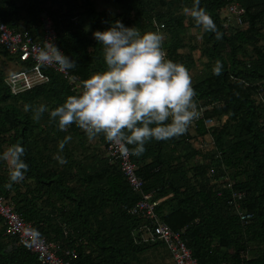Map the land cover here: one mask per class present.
Returning a JSON list of instances; mask_svg holds the SVG:
<instances>
[{
    "label": "trees",
    "instance_id": "trees-1",
    "mask_svg": "<svg viewBox=\"0 0 264 264\" xmlns=\"http://www.w3.org/2000/svg\"><path fill=\"white\" fill-rule=\"evenodd\" d=\"M95 2L0 0L2 23L44 45L50 22L57 48L76 64L68 69L75 83L43 66L49 82L14 94L7 78L34 63L0 43L3 65L18 69L5 73L0 67V154L19 142L29 166L25 179L7 189L9 168L0 161V196L36 236L58 243L60 257L70 260L65 252L75 251L72 264H145L162 248L169 253L159 240L145 242L148 220L128 212L142 196L131 190L120 163L110 157V143L102 137L89 141L75 125L60 131L48 113L34 122L23 110L25 104H44L51 111L81 92L72 90L76 84L81 88L83 80L104 71L102 47L93 33L119 20L141 33L161 34L166 58L185 65L190 75L202 64L192 86L198 109L210 107L184 135L153 140L141 156H132L145 181L144 193L155 191V199H163L157 214L173 231L184 233L199 264H264V0H200L222 35L218 40L215 33H202L199 41L188 39L190 31L200 30L183 13L193 0H113L114 15L100 12ZM232 6L245 14L231 13ZM196 53L206 61L199 64ZM217 61L220 75L212 71ZM213 121L216 126L209 127ZM69 135L61 150L59 142ZM235 193L244 198L238 200ZM240 211L253 214L252 220L241 221ZM0 264H42L6 235L1 215Z\"/></svg>",
    "mask_w": 264,
    "mask_h": 264
},
{
    "label": "clouds",
    "instance_id": "clouds-1",
    "mask_svg": "<svg viewBox=\"0 0 264 264\" xmlns=\"http://www.w3.org/2000/svg\"><path fill=\"white\" fill-rule=\"evenodd\" d=\"M199 4L200 0H193L183 13L202 33H215L219 40L222 34ZM93 37L102 47L105 70L83 80L79 94L67 96L51 111L44 104H25L23 110L31 112L34 122L48 113L49 121L60 131L75 125L89 141L102 137L121 155L139 157L146 144L179 138L200 118L190 72L185 65L166 58L161 34L141 33L137 27H125L117 20L107 30L95 31ZM36 59L41 66L55 64L61 71L76 66L48 42ZM212 71L221 74L219 61ZM71 139L66 136L58 147L63 150ZM25 151L17 142L0 154V161L9 168L5 188L11 189L25 179L29 169L23 159Z\"/></svg>",
    "mask_w": 264,
    "mask_h": 264
},
{
    "label": "built area",
    "instance_id": "built-area-1",
    "mask_svg": "<svg viewBox=\"0 0 264 264\" xmlns=\"http://www.w3.org/2000/svg\"><path fill=\"white\" fill-rule=\"evenodd\" d=\"M231 13L238 12L240 16L245 14L243 9H238L236 6H232ZM241 24V23H240ZM46 38L44 45L40 43H34L32 38L24 33L16 32L10 29L6 24L0 21V43L13 54H19L22 61H32L34 66L27 70L21 71L9 78L6 83L10 87L12 93L19 94L29 91L38 85L49 82L48 75L44 72L43 66L36 59L40 49L45 47L46 42L53 44L56 48L55 31L51 28V23L48 22ZM48 68H52L55 71L63 73L65 77L70 79L72 83H75L70 78L68 70L61 71L55 64L45 65ZM81 89L79 84L72 90ZM210 107L201 108L199 110L200 117H203L204 113L208 111ZM216 123L208 122V126L211 127ZM202 141L203 139H199ZM206 141L212 143L209 136H206ZM206 141L204 143L206 144ZM210 143V144H211ZM207 145V144H206ZM110 157L118 161L121 165L122 172L129 183L131 190L135 194H140L142 198L137 201L133 206L128 208V212L132 215H139L148 220L147 235H144V241L159 240L167 247L174 264H199L194 259L191 250L187 248L186 243L183 240V232L173 231L165 222L161 220L157 214V207L162 203L163 199H155L156 192L152 191L144 193L145 181L137 174L138 167L133 162L132 156H123L119 151L111 144L109 146ZM220 184V183H219ZM229 188L233 187V184L228 182ZM234 197L238 200L244 198V194L235 193ZM239 203L234 202L233 205L239 207ZM0 215L5 219L6 235L15 237L18 239V243L25 246L27 250L35 254L38 261L42 264H72L71 259L76 257L75 251H66L65 255L70 260H65L58 254L62 251L58 243L48 242L45 238H40L33 233L32 225L27 223L21 215H19L12 206L7 204L3 197L0 196ZM240 219L243 222H250L253 218V214H248L240 211Z\"/></svg>",
    "mask_w": 264,
    "mask_h": 264
},
{
    "label": "rangeland",
    "instance_id": "rangeland-1",
    "mask_svg": "<svg viewBox=\"0 0 264 264\" xmlns=\"http://www.w3.org/2000/svg\"><path fill=\"white\" fill-rule=\"evenodd\" d=\"M95 1H96L95 2L96 7L98 8V10L100 12L104 11L107 14H111V15L115 14L117 8L114 5L113 0H95ZM201 35H202L201 31L195 30L193 32V30H192V31H190L188 39L190 40V39L195 37L194 39H198V41H199L201 39ZM196 37H198V38H196ZM184 52H189V49L184 50L183 53ZM195 56H196L195 59L199 64L202 63V61H206V59H204V60L201 59L200 54H198V53H196ZM2 61H4L3 58L0 59V67L5 70V73H7V72L13 73L15 70H18L17 68H13V66L11 64L10 65L7 64L8 66L7 65L4 66ZM200 65H201L200 68L198 67V69H194V71H191V77L193 78L192 82H194L196 79H198L200 77V73H201L202 68H203L202 64H200ZM11 68H13V69H11ZM159 250H161V248ZM163 250L167 252V250L162 248L161 253L153 254L152 256L148 255V262H145V264H172L171 257L169 255V253H166Z\"/></svg>",
    "mask_w": 264,
    "mask_h": 264
}]
</instances>
